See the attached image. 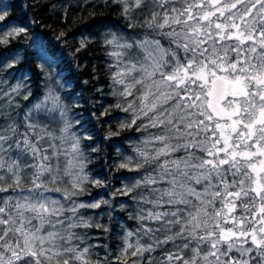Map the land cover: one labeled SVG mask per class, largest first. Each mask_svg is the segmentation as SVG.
<instances>
[{
  "label": "snow or ice",
  "instance_id": "1",
  "mask_svg": "<svg viewBox=\"0 0 264 264\" xmlns=\"http://www.w3.org/2000/svg\"><path fill=\"white\" fill-rule=\"evenodd\" d=\"M112 3L142 29L99 35L118 98L108 107L129 114L121 129L146 133L118 165L138 175L111 192L136 193L138 227L114 258L76 231L107 232L81 210L110 201L79 199L87 183L103 185L85 172L81 139L91 137L71 130L79 121L61 96L67 83L48 76L37 99L0 80V264H264V0ZM13 7L0 2V71L20 62L5 63L28 34ZM80 35L76 52L94 39ZM99 247L105 259L94 262ZM158 249L159 259L145 257Z\"/></svg>",
  "mask_w": 264,
  "mask_h": 264
},
{
  "label": "trees",
  "instance_id": "2",
  "mask_svg": "<svg viewBox=\"0 0 264 264\" xmlns=\"http://www.w3.org/2000/svg\"><path fill=\"white\" fill-rule=\"evenodd\" d=\"M0 2L13 5L11 16L17 24L28 27L27 36L13 40L9 46L16 51L9 53L10 59L5 63L10 62L15 56L21 59L15 68L0 71V80H6L3 87L6 89L19 82L25 85L23 92L26 93L30 87L33 96L39 99L43 96L47 72L51 74L52 79L60 77L61 83H67L64 90L70 108L69 115L74 121H79V124L74 123L75 128L79 130V136L91 137L81 139V147L87 157L85 172L90 179H100L103 185L87 183L85 187L89 194L82 195L79 199L91 201L95 197L97 200L103 198L110 201L109 205L102 204L98 209L81 210V214L85 218H92L94 224L106 226L107 232L96 227L76 231L81 234L88 233L93 237L88 243L107 245L110 258H114L123 246L125 232L135 230L138 223L132 218L137 212L136 201L132 198L136 193L112 196L111 192L121 188L123 184L131 183V178L138 175L120 169L118 165L125 157L135 156L137 141L146 133L138 132L134 127L121 129L119 127L121 121L130 119L129 114L108 107L117 103L118 98L112 95L108 71L111 60L100 46L99 35L103 31L131 35L142 33V29L129 28L128 21L120 13V5L112 3V0H108L107 4L104 0H0ZM52 5H55V8H52ZM139 12L137 9L133 16L136 17ZM61 32L66 35L58 39ZM81 33L90 34L94 39L88 43L87 48L76 52L80 46ZM4 51L5 47L0 46V53ZM41 52L46 54V64L39 59ZM33 96H30L28 101L20 99L21 106L35 102ZM110 132L118 135L109 138ZM91 148H95L96 151H91ZM105 181L107 183H104ZM93 252L98 253V256L92 257L94 262L97 259L101 261L105 259L103 247L94 248ZM149 255L159 259L162 251L158 249L151 254L145 253L146 258ZM114 264L119 262L114 261Z\"/></svg>",
  "mask_w": 264,
  "mask_h": 264
},
{
  "label": "rangeland",
  "instance_id": "3",
  "mask_svg": "<svg viewBox=\"0 0 264 264\" xmlns=\"http://www.w3.org/2000/svg\"><path fill=\"white\" fill-rule=\"evenodd\" d=\"M48 76H51V74L50 73H46L45 74V85H46V83H48V82H51V81H48L47 80V77ZM52 77V76H51ZM56 80L58 79V78H55ZM55 79H52V81H55ZM59 80H60V77H59ZM45 85H44V90H43V96H44V94H45ZM42 96V97H43ZM61 96H62V98L64 99V101H65V103L66 104H68V102H67V94H66V92H65V90L63 89L62 91H61ZM41 97V98H42ZM69 117L72 119V117L69 115ZM73 132H75L78 136H79V130L78 129H76L75 128V126H73V128L71 129ZM144 135H146V134H144ZM132 156V155H131ZM133 157V156H132ZM83 201V200H82ZM87 202V201H86ZM92 219V218H91Z\"/></svg>",
  "mask_w": 264,
  "mask_h": 264
}]
</instances>
